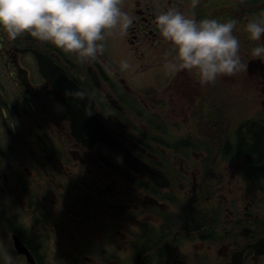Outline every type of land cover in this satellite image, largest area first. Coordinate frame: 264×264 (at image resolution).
Masks as SVG:
<instances>
[{"label":"flooded vegetation","instance_id":"1","mask_svg":"<svg viewBox=\"0 0 264 264\" xmlns=\"http://www.w3.org/2000/svg\"><path fill=\"white\" fill-rule=\"evenodd\" d=\"M121 7L132 25L86 62L0 39V264H264V57L244 31L264 0ZM169 8L236 19L247 67L167 73Z\"/></svg>","mask_w":264,"mask_h":264},{"label":"clouds","instance_id":"2","mask_svg":"<svg viewBox=\"0 0 264 264\" xmlns=\"http://www.w3.org/2000/svg\"><path fill=\"white\" fill-rule=\"evenodd\" d=\"M154 22L160 36L173 48L162 67L173 74L194 71L203 84L218 77L233 75L247 65L240 55V40L234 33L238 21L229 18L196 19L177 8L156 15ZM133 18L121 7V0H0V39L16 40L25 34L48 42L57 49L75 55L81 62L103 54L105 40L114 29L126 31ZM252 41L253 57H264V16L256 15L244 25ZM121 69L129 67L122 61ZM66 95L83 97L84 93L66 90Z\"/></svg>","mask_w":264,"mask_h":264},{"label":"trees","instance_id":"3","mask_svg":"<svg viewBox=\"0 0 264 264\" xmlns=\"http://www.w3.org/2000/svg\"><path fill=\"white\" fill-rule=\"evenodd\" d=\"M254 140H255V144H254V146H251L250 148L252 149V150H255V149H257V147L259 146V143H260V134H258V135H254ZM253 140V141H254Z\"/></svg>","mask_w":264,"mask_h":264},{"label":"bare ground","instance_id":"4","mask_svg":"<svg viewBox=\"0 0 264 264\" xmlns=\"http://www.w3.org/2000/svg\"><path fill=\"white\" fill-rule=\"evenodd\" d=\"M14 97V96H13ZM15 98V97H14ZM10 99V98H9ZM17 100V99H16ZM18 101V100H17ZM12 105V104H11ZM9 216V215H8Z\"/></svg>","mask_w":264,"mask_h":264}]
</instances>
